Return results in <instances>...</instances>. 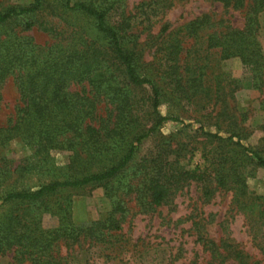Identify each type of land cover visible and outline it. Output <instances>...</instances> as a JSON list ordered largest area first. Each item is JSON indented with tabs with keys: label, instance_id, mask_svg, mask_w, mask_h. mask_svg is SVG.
<instances>
[{
	"label": "trees",
	"instance_id": "16d2710c",
	"mask_svg": "<svg viewBox=\"0 0 264 264\" xmlns=\"http://www.w3.org/2000/svg\"><path fill=\"white\" fill-rule=\"evenodd\" d=\"M47 1L50 0H34L30 4L12 5L0 10V27L27 18L23 28H12L10 33L0 36V101L4 81L15 75L23 102L17 117L0 126V147L14 138H21L39 154L53 149H70L80 157L79 150L87 154L102 153L115 139L121 140L125 146L123 153L102 171L65 180L56 179L34 190H10L0 195L1 206H12L8 212L0 214V256L13 250L36 263L62 264L65 257L59 251L65 244L70 246L83 239L109 242L107 239L113 236V231L122 229V215L126 208L119 193L123 192L135 191L143 204L149 201L150 204L161 205L186 183L198 181L209 193L214 187L231 189L238 204L243 202L247 194V175L237 172L236 159L227 153L218 156L219 163H214L216 168L209 171L208 166L191 169L178 157L170 159L169 152H164L162 146L142 159L141 171L136 172L139 177L134 182L125 183L126 188L114 184L146 139L159 137L166 121L179 120L176 116L160 112L161 87L153 76L139 73L138 63L141 57L139 25L151 30L155 19L164 14L174 0L143 1L134 13L126 10V0H53L62 4L66 11L86 15L96 37L88 36V32L68 33L69 30L65 29L58 32L53 25L32 19ZM222 1L228 6L245 8V23L240 28L228 27L224 31L210 33L207 46L219 48L222 59L241 58L252 73V86L261 88L264 83V52L259 40V15L264 11V0ZM38 23L44 31L62 34L61 39L50 45L35 42L25 31ZM212 24L211 17L204 15L191 20L186 30L189 36L197 37ZM169 28L167 23L161 29L163 37L158 44V62L170 79L169 83L175 81L180 85L177 76L182 40L168 32ZM198 51L194 55L195 62L189 64L191 72V68H200L198 76L191 79L195 86L193 92L189 89V103L203 110L213 96L209 92L211 86L205 84ZM73 86H80V90H72ZM137 90H146L148 95L143 96ZM106 99L114 105L107 117L101 115L98 108L101 100ZM261 108L264 110V100ZM217 116L230 120L233 126L225 128L221 123L219 130L212 132L206 131L201 124L202 135L211 141L232 142L242 151L254 155L258 164L264 165V156L249 144L242 143L243 137L250 136L247 128L237 120L233 121V114L220 110ZM133 127L136 130L131 134ZM91 184L104 185L107 197L112 200L113 208L106 218L90 225H79L73 220L70 204H51L52 197L67 188ZM46 214L56 217L57 224L45 226ZM210 245L213 254L218 255L216 244ZM233 252L238 258H243L240 252Z\"/></svg>",
	"mask_w": 264,
	"mask_h": 264
},
{
	"label": "rangeland",
	"instance_id": "374dc122",
	"mask_svg": "<svg viewBox=\"0 0 264 264\" xmlns=\"http://www.w3.org/2000/svg\"><path fill=\"white\" fill-rule=\"evenodd\" d=\"M33 1L0 0V10ZM143 1L147 0H126V10L136 12L137 5ZM204 15L211 17L213 26L197 37L189 36L186 25ZM245 16V8L228 6L222 0H174L165 13L155 19L151 30L139 25V73L153 76L161 87L160 112L176 116L179 120L166 121L159 137L146 139L123 173L114 180L116 187L126 188L125 183L134 182L139 177L136 172L141 171L139 165L142 159L162 146L164 152H169L170 159L178 157L191 169L208 166L209 171L216 168L214 163H219L217 157L227 153L236 159L237 172L247 175V194L243 202L238 204L231 189L214 187L209 193L205 185L198 181L186 183L161 205L150 204L149 201L143 204L137 199L135 191L119 193L126 208L122 215V229L113 231V236L107 239L109 242L96 243L83 239L70 246L63 245L59 251L65 257L62 264H264V165L258 164L254 155L242 151L234 143L211 141L200 131L201 124L206 131L212 132H217L221 123L225 128L232 127L230 120L218 117L217 113L221 110L233 114V121L240 122L250 134L242 138V143L249 144L264 156V110L261 108L264 83L261 88L252 86V73L241 58L222 59L219 48L207 46L210 33L224 31L228 27H243ZM33 18L53 25L58 32L61 29L69 30L68 33L88 32V36L96 37L86 15L66 11L62 4L53 0L47 1ZM26 20L18 19L0 27V36L10 33L12 28L20 30ZM259 21V40L264 52V11L260 13ZM167 23L170 25L168 32H173L174 37L182 40L177 76L180 85L175 81L169 83L170 79L158 62L157 49L163 37L161 29ZM25 34L42 45H50L62 36L44 31L39 23ZM197 50L201 56L199 65L203 64L201 72L205 84L211 86L209 92L213 96L203 110L189 103V89L193 92L195 86L191 79L200 72V68L189 71V64L195 62ZM71 89L80 90V86ZM130 91L133 92V89L130 88ZM137 91L143 96L148 95L146 90ZM1 92L0 126H3L17 117V111L23 105L15 75L8 76ZM111 102L101 100L98 107L101 115L109 116L114 107ZM131 129L133 131L129 132L132 134L136 128ZM124 146L121 140L115 139L102 153L87 154L79 150L78 157L76 151L70 149H53L39 154L23 139L14 138L0 147V195L10 190H34L56 179L65 180L102 171L123 153ZM212 185L216 186L215 183ZM58 202L71 205L73 220L79 225H90L106 218L113 208L105 186L100 184L67 188L52 197V205ZM10 208V204L0 205V214ZM57 222L54 216H44L45 226H54ZM212 243L219 249L218 255L213 254ZM233 250L240 252L243 258H238ZM0 264L41 263L10 250L0 256Z\"/></svg>",
	"mask_w": 264,
	"mask_h": 264
}]
</instances>
